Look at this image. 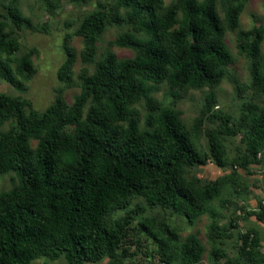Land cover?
<instances>
[{
  "label": "trees",
  "instance_id": "16d2710c",
  "mask_svg": "<svg viewBox=\"0 0 264 264\" xmlns=\"http://www.w3.org/2000/svg\"><path fill=\"white\" fill-rule=\"evenodd\" d=\"M116 6L100 7L81 23L77 34L83 39L79 60L90 64L97 51V39L108 24L126 23L132 33L118 36L115 44L132 49L135 56L120 60L109 52L86 75L80 92L69 107L57 96L43 113L25 112L21 97L0 94V127L15 120L19 131L0 132V176L13 174L15 183L0 192V264H31L37 258H64L68 264H123L118 247L142 198L149 208L181 213L189 225L207 214V237L216 241L231 237L229 227L207 205L220 194V184L201 189L183 178L186 168L212 161L225 167L222 139L243 131L244 153L237 164L247 168L258 163L264 152V107L248 103L239 122L219 110H212L207 96L200 116L191 130L198 133L206 122H217L207 133L209 152L199 153L191 132L178 113L149 97L146 82H166L174 95L187 88H214L222 80L232 56L223 39L226 30L235 31L246 0H177L162 10V0H115ZM18 0L4 6L8 22L0 21V79L23 91L20 79L35 74L31 53L11 60L18 51L17 40L6 29L31 27L30 19L18 9ZM118 7L128 10L123 18ZM223 12V21L218 12ZM180 15V20L178 16ZM239 52L249 59L251 88L264 96V68L261 45L264 22L256 29L238 34ZM78 57L64 47V62L58 71L61 80H70ZM145 99L149 114L145 130L139 128V113L131 108ZM89 104L85 113L86 105ZM155 113V114H153ZM73 127L72 133H66ZM36 141L32 148L30 141ZM252 212L264 223V204ZM125 210L124 216L114 215ZM236 228L237 223H231ZM167 254L168 264H198L202 247L193 236L177 244L175 230L140 224ZM239 248L247 264H264L258 233L241 236ZM174 245V250L172 247ZM172 250V253L170 252ZM224 252L213 245L214 263ZM223 264H239L226 260Z\"/></svg>",
  "mask_w": 264,
  "mask_h": 264
},
{
  "label": "rangeland",
  "instance_id": "374dc122",
  "mask_svg": "<svg viewBox=\"0 0 264 264\" xmlns=\"http://www.w3.org/2000/svg\"><path fill=\"white\" fill-rule=\"evenodd\" d=\"M162 10H167L177 0H162ZM9 0H0V21L8 22L4 6ZM18 9L21 14L30 19L31 27L15 29L12 26L6 29L11 37L19 44L18 51L7 60H3L14 68V60L31 53V64L35 74L28 80H23L24 90L20 91L0 79V94L10 97H21L27 104L25 112L34 110L39 114L49 108L57 96L63 98L67 106H71L80 92V86L86 75L93 73L95 66L109 52L118 59H130L135 56L132 49L117 46L115 40L124 33H132L138 38L143 34L134 33L126 23L108 24L97 39V51L93 61L85 65L79 60L83 49V39L77 30L84 19L100 7L116 6L115 0H18ZM120 15L125 18L127 9L118 7ZM223 21V12L218 7ZM180 15L178 20H180ZM224 22V21H223ZM264 22V0H246L243 5L238 27L235 31L226 30L223 42L232 56V63L225 68L221 82L214 88H187L174 95L166 82L153 84L146 82L149 97L164 107L175 110L182 123L191 132V141L199 153L209 152L207 133L216 129L217 122H206L198 133H193L191 127L200 116L207 96H212V110H219L239 122L248 103L264 107V96L251 88L249 59L239 52L238 34L243 31L254 30ZM70 47L78 57L70 80H61L58 71L64 62V47ZM261 64L264 68V40L261 45ZM145 99L140 100L131 108L139 113V128L145 130L144 119L149 114ZM89 104L86 105L85 113ZM155 114V113H153ZM19 131L15 120H10L0 127V132ZM243 131L235 136H226L222 139L225 148V167L219 168L211 160L202 166H192L185 169L183 178L193 188L204 189L214 182L220 184V194L208 205V211L218 216L219 224L230 229L231 237L212 241L207 237L209 226L208 215L199 217L193 225H189L181 213L172 212L163 208H149L144 199L133 200L128 209L139 206L126 230L117 251L123 264H168L167 254L159 250L158 245L140 224L146 220L154 221V226H163L175 230L178 234L177 244L187 236H193L202 247V256L198 264H223L226 260H236L239 264H247L239 255L242 244L241 236L249 230L258 233L260 252L264 256V223L259 222L252 214L258 211V204H264V152L258 156V163L247 168H240L237 164L244 153L242 142ZM66 133H72L73 127H67ZM30 145L35 148L36 141ZM13 174L0 176V192L8 191L15 183ZM125 210L117 212L114 217L124 216ZM237 223L234 228L230 224ZM215 245L225 256L218 263L210 257L211 247ZM174 250V245L172 247ZM172 250L170 251L172 253ZM31 264H68L64 258L49 260L37 258ZM97 264H110L104 259ZM175 264V263H172Z\"/></svg>",
  "mask_w": 264,
  "mask_h": 264
}]
</instances>
